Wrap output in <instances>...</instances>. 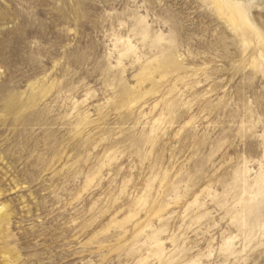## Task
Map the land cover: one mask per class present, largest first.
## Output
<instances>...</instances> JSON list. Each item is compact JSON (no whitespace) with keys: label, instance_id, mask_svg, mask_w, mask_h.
Wrapping results in <instances>:
<instances>
[{"label":"rangeland","instance_id":"obj_1","mask_svg":"<svg viewBox=\"0 0 264 264\" xmlns=\"http://www.w3.org/2000/svg\"><path fill=\"white\" fill-rule=\"evenodd\" d=\"M0 208V264H264V0H0Z\"/></svg>","mask_w":264,"mask_h":264},{"label":"bare ground","instance_id":"obj_2","mask_svg":"<svg viewBox=\"0 0 264 264\" xmlns=\"http://www.w3.org/2000/svg\"><path fill=\"white\" fill-rule=\"evenodd\" d=\"M231 22V20H229ZM7 220V215L3 213L2 208H0V223Z\"/></svg>","mask_w":264,"mask_h":264}]
</instances>
